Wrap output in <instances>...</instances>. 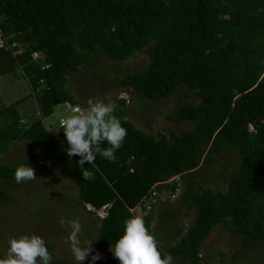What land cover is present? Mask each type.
<instances>
[{
  "label": "trees",
  "instance_id": "16d2710c",
  "mask_svg": "<svg viewBox=\"0 0 264 264\" xmlns=\"http://www.w3.org/2000/svg\"><path fill=\"white\" fill-rule=\"evenodd\" d=\"M0 33L9 46L0 48V75L18 68L38 113L27 121L16 110L18 101L0 108V153L14 140L33 142L76 186L81 206L104 208L96 233L101 250L114 249L134 215L130 209L142 208L143 199L152 201L154 191L174 194L178 181L168 180L175 176L193 217L159 247L173 264H202L199 247L218 224L231 228L241 249L264 245V0H0ZM142 51L147 65L119 78L117 86L144 101L177 94L167 119L193 127L168 136L145 133L124 119L119 99L114 115L127 136L117 161L97 155L95 167L83 166L95 176L86 181L81 157L67 155L64 132L53 135L41 120L56 105L80 104L67 76L93 67L95 55L123 62ZM32 53L40 58L32 60ZM229 151L236 162L223 169L216 157ZM15 170L0 164V184L15 179ZM8 199L0 186V201ZM143 217L150 230L151 210ZM95 264L120 262L102 258Z\"/></svg>",
  "mask_w": 264,
  "mask_h": 264
},
{
  "label": "rangeland",
  "instance_id": "374dc122",
  "mask_svg": "<svg viewBox=\"0 0 264 264\" xmlns=\"http://www.w3.org/2000/svg\"><path fill=\"white\" fill-rule=\"evenodd\" d=\"M92 61L95 62L93 67L85 66L67 76L70 79L67 87L79 100L78 106L86 107L89 98L105 100L110 94L116 108L119 107V99L124 100L126 110L124 119L145 133L154 135L161 133L168 136L170 132L178 134L180 130L188 131L193 127L191 121L171 122L167 119L178 103L177 94L156 101H144L135 97L130 90L117 86L118 79L125 74L144 69L148 63V56L144 51L136 52L133 57L123 62L109 61L102 55H95ZM184 91L182 87L179 93ZM187 100L191 101L192 97ZM17 101L19 104L15 106L16 110L25 117V120L38 118L33 95L26 80L18 68H13L12 71L0 75V108ZM66 114L67 109L64 105H56L52 114L41 120L44 128L54 133L59 117ZM234 153L230 151L219 153L216 157L217 165L224 169L228 161L235 163ZM27 163L35 169L36 180L17 183L13 179L4 180L0 184L9 197L7 201H0V258L6 256L11 238L35 234L46 241L53 258L51 264H76L70 251V243H65L71 228L69 225L62 227L60 220L78 218L82 225L81 242L92 241V247L105 261L117 260L110 249L103 251L96 243L98 219L102 215L99 211L88 212L87 207L79 204L76 186L57 174L38 146L29 140H14L6 152L0 153V164H9L17 168ZM207 178H212L216 182L218 180L217 176L210 173L207 174ZM171 180L178 181L177 190L173 195L167 192L158 194L154 191L152 201H146L147 204L150 203L148 210H142L139 206L132 209L134 215L141 216L151 210L150 231L155 235L161 249L174 239L176 225L185 229L193 217L191 207L181 201L185 189L181 178L175 176L168 181ZM218 186L224 188L221 184ZM219 252H222V255ZM95 254L93 252L84 262L92 260L91 256ZM199 254L204 258L202 264H264V245L250 251L248 248L241 249L239 237L232 234L230 227L221 224L216 225L206 236L199 247Z\"/></svg>",
  "mask_w": 264,
  "mask_h": 264
},
{
  "label": "clouds",
  "instance_id": "9594fccd",
  "mask_svg": "<svg viewBox=\"0 0 264 264\" xmlns=\"http://www.w3.org/2000/svg\"><path fill=\"white\" fill-rule=\"evenodd\" d=\"M74 106L76 107L61 119L59 128L54 131L59 132L61 128L63 129L69 145L67 155L81 157L78 163L84 180H93L94 173L85 169L84 164L88 163L95 167L97 155L115 163L117 161L115 153L122 147L127 130L122 126L121 120L114 115L116 104L110 94L105 100L89 98L86 107ZM105 141L109 146L101 147ZM36 179L35 169L28 163L19 165L15 170L17 183ZM83 207H87L92 213L104 212V208L95 211L89 205ZM60 225L62 227L69 225L71 228L65 243H70V251L76 264H83L93 252L96 253L91 256L93 264L103 258L92 247V241L81 242L82 225L78 218L73 220L62 218ZM110 250L120 264H173L174 261L170 253L164 254L161 251L155 235L149 230L141 215H133L125 221L123 235L116 242L114 249ZM52 259L42 237L25 234L9 240V248L6 256L0 258V264H51Z\"/></svg>",
  "mask_w": 264,
  "mask_h": 264
},
{
  "label": "built area",
  "instance_id": "2783aa9c",
  "mask_svg": "<svg viewBox=\"0 0 264 264\" xmlns=\"http://www.w3.org/2000/svg\"><path fill=\"white\" fill-rule=\"evenodd\" d=\"M11 46H13V44H11ZM1 47H2V48L4 47L5 49H9V46L6 44L5 40L2 38L1 33H0V48H1ZM31 58H32V60L39 59V58H40V54L32 53V54H31ZM64 106H65V108L67 109V114H69V113L71 112V110H72L73 108L76 107V106H74V105H70V104H68V103H64ZM64 117H65V115L59 117V120H58L57 128H56V129L59 128V126H60V123H59V122H60L61 119H63ZM62 132H64V131H63V129L61 128V129L59 130V132H56V131H55V132L52 133V134H53V135H58V134H60V133H62ZM63 137L66 138L65 135H63ZM63 137H62V140L64 139ZM146 201H147L146 199H143V202H142V205H141L142 208L140 207L142 210H143V209H147V210H148V209L150 208V203L147 204ZM130 211L133 212L132 209H130ZM100 214L102 215L101 217L104 216V212L101 211Z\"/></svg>",
  "mask_w": 264,
  "mask_h": 264
}]
</instances>
